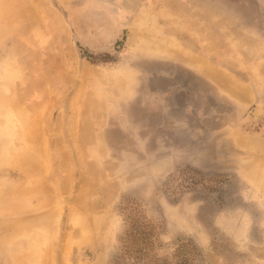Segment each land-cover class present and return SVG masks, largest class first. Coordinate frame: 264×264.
Segmentation results:
<instances>
[{"label":"rangeland","instance_id":"1","mask_svg":"<svg viewBox=\"0 0 264 264\" xmlns=\"http://www.w3.org/2000/svg\"><path fill=\"white\" fill-rule=\"evenodd\" d=\"M0 264H264V0H0Z\"/></svg>","mask_w":264,"mask_h":264},{"label":"bare ground","instance_id":"2","mask_svg":"<svg viewBox=\"0 0 264 264\" xmlns=\"http://www.w3.org/2000/svg\"><path fill=\"white\" fill-rule=\"evenodd\" d=\"M239 138L241 139V137H239ZM253 138H254V137H253ZM242 139H243V138H242ZM256 139H257V138H256ZM247 140H248V138H247ZM259 140H260V139H259ZM259 140H258V141H259ZM239 141H240V140H239ZM242 141H244L245 143L250 142V140L247 142L245 139L241 140V142H242ZM251 141H252V140H251ZM254 142H255V141H254ZM258 143H259V142H258ZM250 144H252V143H250ZM250 144H249V145H250ZM256 144H257V143H256ZM253 166L256 167L254 164H253ZM257 168H258V167H257ZM248 169H251V168H248ZM248 169H247V170H248ZM252 170H253V169H252ZM99 220H100V219H99ZM237 232H238V231H237Z\"/></svg>","mask_w":264,"mask_h":264},{"label":"trees","instance_id":"3","mask_svg":"<svg viewBox=\"0 0 264 264\" xmlns=\"http://www.w3.org/2000/svg\"><path fill=\"white\" fill-rule=\"evenodd\" d=\"M134 231V230H133Z\"/></svg>","mask_w":264,"mask_h":264}]
</instances>
